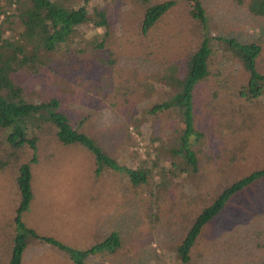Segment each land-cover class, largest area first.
Wrapping results in <instances>:
<instances>
[{"label": "rangeland", "instance_id": "374dc122", "mask_svg": "<svg viewBox=\"0 0 264 264\" xmlns=\"http://www.w3.org/2000/svg\"><path fill=\"white\" fill-rule=\"evenodd\" d=\"M78 1L91 12L107 11L109 29H81L95 49L58 54L53 67L38 75L20 71L16 81L32 100L58 98L73 121L86 118L84 132L119 168L151 170L149 184L134 186L126 170L107 163L100 167L89 150L42 133L38 163L31 165L33 200L21 222L39 237L71 238L83 249L91 247L93 237L101 244L119 234V246L114 242L118 247L111 249L116 254H97L85 264H264V179L233 197L204 227L189 263L178 254L201 211L231 184L264 168V94L253 102L238 97L248 74L226 45L216 42L210 75L194 90L198 137L190 142L197 166L174 159L172 145L183 132L181 114L151 111L176 94L177 79L184 77L189 56L205 37L189 4L149 0L176 5L144 34L145 0ZM203 1L209 36L261 45L258 71L264 76V17L251 13V0ZM4 143L8 156L14 150ZM21 151L19 162H30L34 152ZM17 177V167L0 165V264H9L22 232ZM52 203L61 215L50 214ZM94 225L100 226L102 239L91 232ZM27 242L25 258L33 264H70L69 252L49 251L52 245L30 234Z\"/></svg>", "mask_w": 264, "mask_h": 264}, {"label": "trees", "instance_id": "16d2710c", "mask_svg": "<svg viewBox=\"0 0 264 264\" xmlns=\"http://www.w3.org/2000/svg\"><path fill=\"white\" fill-rule=\"evenodd\" d=\"M86 1V0H85ZM147 1V2H146ZM193 20L199 22L205 31L200 47L192 53L184 68V77L177 79L179 89L176 94L164 103L152 109V113L178 110L182 117L183 132L179 143H174L171 156L183 158L187 164L197 166L196 153L191 149L190 140L196 135L194 127V90L198 82L206 80L210 75V61L214 55L216 42L225 44L228 51L240 62L248 74V83L239 89L238 97L250 102L257 101L264 94V76L258 71V59L263 48L258 43H242L239 40L222 37H210L207 29V13L203 0H186ZM149 4L140 19L141 30L149 33L162 18L176 5V1L160 4ZM251 13L256 17H264V0H251ZM94 28L111 27L106 10H89L85 3L78 0H0V165H12L18 169L17 185L20 194V205L17 210V222L22 229L15 240L14 251L9 264H23L28 247L27 234L46 244L69 252L74 264H85L97 254H116L111 251L120 240L118 233H112L105 242L95 244L85 251H77L61 244L53 238L39 237L33 230L21 222L22 215L29 210L33 200L32 164L38 163L37 152L40 147V134L51 133L59 143L66 146H78L92 152L98 165L107 163L116 170H126L134 186L149 184L151 170L141 167L137 169L119 168L105 154L104 149L95 143L92 136L84 132L86 118L73 121L68 113L62 110L58 98L32 100L27 90L16 81L15 75L27 71L38 75L48 67H53L56 55L61 53H84L95 49L88 38L81 34L85 26ZM105 43L97 46L101 49ZM52 63V64H51ZM4 141L13 148L5 156ZM30 148L33 158L30 162L20 163L18 152ZM22 152V151H21ZM178 166L177 162H173ZM264 179V168L252 172L237 180L204 208L197 216L184 242L178 248V254L184 263L191 261V251L196 245L202 230L218 217L227 207L230 200L238 193ZM113 242L110 244V241ZM118 246L113 247V243ZM110 250V251H104Z\"/></svg>", "mask_w": 264, "mask_h": 264}, {"label": "crops", "instance_id": "0c3cea01", "mask_svg": "<svg viewBox=\"0 0 264 264\" xmlns=\"http://www.w3.org/2000/svg\"><path fill=\"white\" fill-rule=\"evenodd\" d=\"M239 194V193H238ZM236 196V195H235ZM69 205H76L75 203H69V202H67ZM78 206V205H77ZM81 206H83V205H81ZM51 207V209L50 210H52V211H50V214H53V215H55V216H59V215H61L62 214V212L60 211V210H58L57 208H54V207H56V206H54V203H52V206H50ZM225 210V209H224ZM26 213V212H25ZM91 224V223H90ZM91 232H94L95 234H97V235H99V239H102L103 238V236L101 235V228H100V226H98V225H94V227H93V229H91ZM53 239H55V240H57L58 242H60L61 244H63V245H65V246H67L68 248H71V249H73V250H77V251H85V250H87V249H89V248H87V249H83L82 248V246H80V244H77L76 242H75V240H72L71 238H69V239H64V238H59V236H57L56 238H53ZM95 239H96V237H95ZM95 239H94V237L91 239V241L89 242V243H91L90 245L91 246H93V245H95L97 242H95ZM97 241H99V240H97ZM46 244V243H45ZM53 246V245H52ZM29 247L30 246H28L27 247V249H26V251H28L29 250ZM54 247V246H53ZM42 250H44L45 248H41ZM14 251V250H13ZM49 251H63V250H60V249H58V248H56V247H54L53 249H51V250H49ZM109 255H112V254H109ZM24 258H25V256H24ZM71 261H70V264H74L73 263V261H72V259H70ZM23 264H33V261H32V259H30V258H25V260L23 259Z\"/></svg>", "mask_w": 264, "mask_h": 264}]
</instances>
